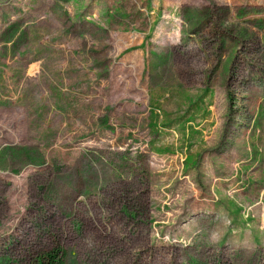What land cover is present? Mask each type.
<instances>
[{"label": "rangeland", "instance_id": "374dc122", "mask_svg": "<svg viewBox=\"0 0 264 264\" xmlns=\"http://www.w3.org/2000/svg\"><path fill=\"white\" fill-rule=\"evenodd\" d=\"M264 264V0H0V264Z\"/></svg>", "mask_w": 264, "mask_h": 264}, {"label": "trees", "instance_id": "16d2710c", "mask_svg": "<svg viewBox=\"0 0 264 264\" xmlns=\"http://www.w3.org/2000/svg\"><path fill=\"white\" fill-rule=\"evenodd\" d=\"M66 252L62 248L52 249L40 256L37 264H64Z\"/></svg>", "mask_w": 264, "mask_h": 264}]
</instances>
